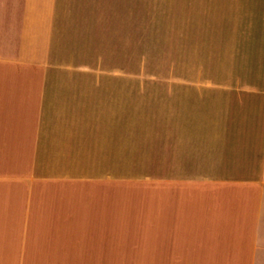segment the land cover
<instances>
[{
	"label": "crops",
	"instance_id": "1",
	"mask_svg": "<svg viewBox=\"0 0 264 264\" xmlns=\"http://www.w3.org/2000/svg\"><path fill=\"white\" fill-rule=\"evenodd\" d=\"M234 8L144 89L142 0H0V264H264V0Z\"/></svg>",
	"mask_w": 264,
	"mask_h": 264
},
{
	"label": "rangeland",
	"instance_id": "2",
	"mask_svg": "<svg viewBox=\"0 0 264 264\" xmlns=\"http://www.w3.org/2000/svg\"><path fill=\"white\" fill-rule=\"evenodd\" d=\"M234 7L236 0H142L137 69L142 78L136 86L129 82L132 87H165L167 75L194 78L200 63L214 58L218 45L220 55H226L230 28L240 19L232 17Z\"/></svg>",
	"mask_w": 264,
	"mask_h": 264
}]
</instances>
